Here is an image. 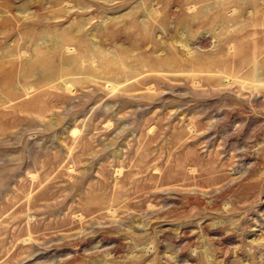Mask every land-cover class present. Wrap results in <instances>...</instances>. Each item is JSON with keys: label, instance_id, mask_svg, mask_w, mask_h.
<instances>
[{"label": "rangeland", "instance_id": "rangeland-1", "mask_svg": "<svg viewBox=\"0 0 264 264\" xmlns=\"http://www.w3.org/2000/svg\"><path fill=\"white\" fill-rule=\"evenodd\" d=\"M0 264H264V0H0Z\"/></svg>", "mask_w": 264, "mask_h": 264}]
</instances>
